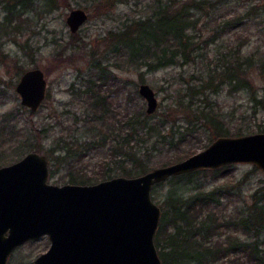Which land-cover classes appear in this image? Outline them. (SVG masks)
Returning <instances> with one entry per match:
<instances>
[{
  "label": "rangeland",
  "instance_id": "374dc122",
  "mask_svg": "<svg viewBox=\"0 0 264 264\" xmlns=\"http://www.w3.org/2000/svg\"><path fill=\"white\" fill-rule=\"evenodd\" d=\"M193 1L0 0V166L36 151L34 148L38 145L42 147L40 152L50 160V182H72V176L89 180L86 183L103 180L99 177L111 166L105 162L111 159L117 128L114 133L105 135L103 132L110 119L92 117L91 102L95 97L109 102L111 114H115L110 115L111 119L119 127L121 121L136 110L146 111L147 101L138 90L142 82L153 87L159 100L156 113L149 122L160 119L163 112L168 114L170 122L165 130L173 124L176 136L181 135L187 126L192 128L186 109L192 117L199 106H207V110L215 113L217 125L212 123L214 120L205 121L203 118L193 122L197 128L188 131L187 138L176 148V152L183 155L191 149H204L217 137L213 136L219 130L217 126L228 135H236L239 130L248 134L264 129L263 105L254 100L264 98V69L260 63L249 74V87L236 91H230L226 85L218 91L208 89L193 95L192 103L186 96L189 93L186 87L192 84L187 81L193 78L192 75L203 78L197 81L196 88H200L206 75L203 71L206 63L211 59L213 65L210 67L213 68L222 52L230 53L240 45H243V54L258 46L264 51V0H230L233 2L231 10L237 4L240 12L254 7L257 13L255 20L247 24L249 26L240 28L225 27L223 11H218L211 21L215 11L211 5L215 0H206L205 11L190 8L187 16L194 21V26L187 31L200 35L195 40L201 48L194 53L203 56L185 61L181 55H176L175 63L156 70L131 64L123 50L114 51L104 41L109 32H120L134 20L151 16L157 2L167 3L175 9ZM77 7L85 9L89 18L76 33H72L67 17L70 10ZM206 11L207 16L204 15ZM219 32L222 34L220 39H206ZM36 67L44 71L48 89L39 109L31 111L22 104L16 84L25 70ZM195 78L192 80L196 81ZM89 87H94L100 95L95 92L91 96ZM122 130L127 132L129 128L124 126ZM65 142L73 152L76 150V157L68 163H58L60 159L55 156L61 154L59 147ZM154 144H149L151 158L148 164L152 168L163 166L172 159L174 152L169 155L159 153L154 150L157 147ZM201 175L205 188L223 185L230 193V197L222 199V204L216 208L219 212H246L254 201L255 192L264 187V172L251 163L231 164L226 174H219L218 178H214L212 172ZM178 182V178L168 179L156 189L157 193L152 190L154 201L161 206L169 188L182 185L184 191H179L189 194L198 184L180 185ZM246 236L241 233V237ZM49 247L48 236L29 240L14 250L7 264H33V260ZM241 256L246 258L244 254Z\"/></svg>",
  "mask_w": 264,
  "mask_h": 264
},
{
  "label": "trees",
  "instance_id": "16d2710c",
  "mask_svg": "<svg viewBox=\"0 0 264 264\" xmlns=\"http://www.w3.org/2000/svg\"><path fill=\"white\" fill-rule=\"evenodd\" d=\"M232 5L233 2L230 0H215L211 5L212 10H215L211 21L217 16L218 11H223L225 27L240 28L243 25L249 26L247 24L257 17L254 7L240 12L237 4L235 9L231 10ZM206 6V0H194L191 4H183L175 9L167 3L157 2V8L151 16L134 20L120 32H109L104 41L114 51L123 50V55H126L131 64L147 66L150 70L175 63L176 55H181L185 61L194 60L196 56H203V54L194 53L201 48L198 40H195L199 39L200 35L187 31L189 27L194 26V21L189 20L187 13L192 7L205 11ZM208 11L205 12V16ZM222 31L224 32L225 29ZM220 33L206 39L216 41L222 37ZM243 52V45L230 53L222 52L213 68L210 67L211 64L213 65L210 59L203 68L206 75L200 88H196L197 81L203 78H195L192 75V79L195 78L196 81L190 78L187 83L192 84L186 87L189 92L186 96L190 103L194 100L193 95L208 89L218 91L226 85L230 91H236L251 86L249 74L252 69L258 63L264 69V51L258 46L246 54ZM89 91L91 96L95 95L94 87H89ZM254 100L262 104L264 108V98L258 100L254 98ZM91 105L92 117L105 121L110 119L108 128L103 132L105 135L114 133L117 128L111 159L105 162V165L111 166L99 177L101 179L116 175L136 176L150 170L152 167L148 164L151 158L149 144L152 143H155L157 147L154 150L159 153L169 155L171 151H174L172 159L163 165L182 160L197 152L192 149L184 155L176 152L177 146L187 138V132H193L194 128H197L198 125H193V122H197L196 119L199 118L205 121L214 120L215 122L212 123L216 125L218 122L213 110H207V106L197 107L193 114L196 118L192 117L186 109L192 128L187 126L181 135L176 136L173 124L167 131L165 130L170 119L164 112L160 119L150 123V118L156 111L154 114H148L143 109L136 110L128 119H123L119 127H116L110 116L115 114L113 112L111 114L109 102H106L104 98L95 97ZM183 106L187 107V105ZM199 112L200 115L196 116ZM124 126H127L129 131L122 130ZM216 129L220 130L221 126H217ZM219 130L214 132L213 136L228 135ZM242 133L244 131L237 132L239 135ZM34 150L40 152L42 147L36 145ZM59 150L61 154L55 156L56 159H60L58 163L62 161L68 163L76 157V150L74 153L73 148L66 142L59 147ZM230 165L215 169H199L169 178L173 180L178 178V183L183 185L190 182H198V184L189 194L179 191H184L181 184L179 188L171 187L166 192L155 235V243L162 264H264V187H260L255 192L253 203L244 213H239V210L234 213L219 212L216 209L222 204V199L230 197L226 186L205 188L201 174L212 172L213 177L218 178L221 174H226V169ZM70 180L71 183L89 182L76 176H72ZM162 184L163 182L154 186V193H157L156 189ZM241 233L247 234L246 238L241 237ZM241 254L246 255V258L243 259Z\"/></svg>",
  "mask_w": 264,
  "mask_h": 264
},
{
  "label": "water",
  "instance_id": "95a60500",
  "mask_svg": "<svg viewBox=\"0 0 264 264\" xmlns=\"http://www.w3.org/2000/svg\"><path fill=\"white\" fill-rule=\"evenodd\" d=\"M80 7L67 23L76 33L88 20ZM41 68L25 70L16 84L21 102L37 111L47 96ZM139 93L153 114L159 100L142 82ZM234 163H251L264 172V131L217 136L204 149L140 175H118L95 183L49 181L50 160L30 151L0 166V264L29 240L48 236L50 247L33 264H162L155 235L162 213L153 187L172 176Z\"/></svg>",
  "mask_w": 264,
  "mask_h": 264
},
{
  "label": "flooded vegetation",
  "instance_id": "af4514ba",
  "mask_svg": "<svg viewBox=\"0 0 264 264\" xmlns=\"http://www.w3.org/2000/svg\"><path fill=\"white\" fill-rule=\"evenodd\" d=\"M48 82V81H47ZM47 89H48V87H47Z\"/></svg>",
  "mask_w": 264,
  "mask_h": 264
}]
</instances>
